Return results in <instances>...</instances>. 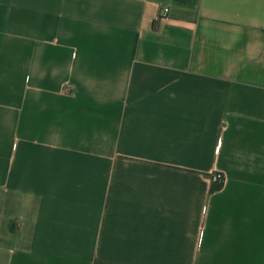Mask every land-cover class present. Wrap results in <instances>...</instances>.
Returning a JSON list of instances; mask_svg holds the SVG:
<instances>
[{
  "label": "crops",
  "instance_id": "0c3cea01",
  "mask_svg": "<svg viewBox=\"0 0 264 264\" xmlns=\"http://www.w3.org/2000/svg\"><path fill=\"white\" fill-rule=\"evenodd\" d=\"M0 264H264V0H0Z\"/></svg>",
  "mask_w": 264,
  "mask_h": 264
},
{
  "label": "built area",
  "instance_id": "2783aa9c",
  "mask_svg": "<svg viewBox=\"0 0 264 264\" xmlns=\"http://www.w3.org/2000/svg\"><path fill=\"white\" fill-rule=\"evenodd\" d=\"M168 11V8L166 6H161L159 9V13L164 15ZM213 181H218L219 183H224V176L220 173H214L213 174Z\"/></svg>",
  "mask_w": 264,
  "mask_h": 264
},
{
  "label": "trees",
  "instance_id": "16d2710c",
  "mask_svg": "<svg viewBox=\"0 0 264 264\" xmlns=\"http://www.w3.org/2000/svg\"><path fill=\"white\" fill-rule=\"evenodd\" d=\"M222 187V183H219L218 181H213L211 184V191L218 190Z\"/></svg>",
  "mask_w": 264,
  "mask_h": 264
}]
</instances>
